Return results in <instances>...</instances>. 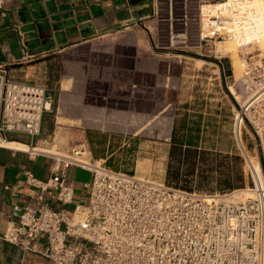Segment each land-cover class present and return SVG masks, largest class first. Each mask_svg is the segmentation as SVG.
I'll return each instance as SVG.
<instances>
[{"label": "built area", "instance_id": "built-area-1", "mask_svg": "<svg viewBox=\"0 0 264 264\" xmlns=\"http://www.w3.org/2000/svg\"><path fill=\"white\" fill-rule=\"evenodd\" d=\"M195 19L199 48L234 39L252 42L259 8L254 0H199ZM206 7H211L205 12ZM184 34L181 41L187 39ZM223 65V64H222ZM242 81L253 87L234 118V136L246 157L251 195L186 191L161 180L112 170L94 158L87 141L70 154L30 151L50 157L52 175L24 173L38 194L32 205H16L4 235L7 243L38 253L52 264H264V61L248 62ZM249 86V87H250ZM235 84L232 88H235ZM236 91V90H235ZM234 95V93H233ZM56 96L45 86L19 81L0 62V140L25 136L35 149L46 115L54 112ZM245 135L255 136L261 172L251 163ZM91 173L86 205L73 210L74 188L67 169ZM57 191L61 208L45 201ZM242 192V191H240ZM45 238L39 246V238Z\"/></svg>", "mask_w": 264, "mask_h": 264}, {"label": "crops", "instance_id": "crops-1", "mask_svg": "<svg viewBox=\"0 0 264 264\" xmlns=\"http://www.w3.org/2000/svg\"><path fill=\"white\" fill-rule=\"evenodd\" d=\"M199 11V0H0V62L17 80L45 86L48 94H58L62 100L54 119L50 114L45 116L35 149L46 152L38 146L49 147L60 132L67 135L68 144L72 131L84 132L88 143L90 133H96V141L103 139L95 142L96 160L112 170L152 176L147 170L144 173L148 159L142 156L141 140L105 129L104 110L95 103L105 100L106 90L117 83L119 94L122 85L125 89L128 85L124 104L132 106L136 114L147 115L156 109L155 115L169 111L181 115L177 104L183 97L182 87L174 96L173 85H184L190 68L186 66L189 61L179 59L174 52H188L190 49L184 48L190 41L199 42L195 21ZM183 34L187 37L184 45L178 43ZM159 85L163 88L161 107L154 103ZM144 100L148 104L144 105ZM60 118L69 122L61 123ZM144 129H135L136 134ZM167 131L163 128L161 134ZM7 142L30 147L25 136L9 135ZM30 151L0 146V264H52L38 253L25 252L1 238L14 207L35 203L38 191L27 184L24 173L32 171L43 180L52 175V159ZM166 157L158 175L164 182L170 149ZM67 172L74 202L65 209L73 210L89 201L85 184L90 182L91 173L75 166ZM56 195L57 191L50 189L45 201L58 209L62 206ZM37 244L44 246L45 238H39Z\"/></svg>", "mask_w": 264, "mask_h": 264}, {"label": "rangeland", "instance_id": "rangeland-1", "mask_svg": "<svg viewBox=\"0 0 264 264\" xmlns=\"http://www.w3.org/2000/svg\"><path fill=\"white\" fill-rule=\"evenodd\" d=\"M257 7L260 12H263L264 0H258ZM210 10L211 7L205 8V12ZM262 22L264 23V19H262ZM263 23L261 28H264ZM255 39L252 42L244 43L227 39L216 45L211 43L204 45L203 48H195L199 42L192 40L189 42L190 46L184 48L186 50L190 49L188 52H174L179 59L189 61L186 66L190 68L186 70V74L190 76L186 78L187 82L184 85H178L177 83L173 85L174 96L177 95L178 90L181 91L182 87L183 97L179 104L176 103L177 107L181 108V111H178L181 115L174 116L171 114L172 111L155 115L156 109L152 111L153 113L147 115L136 114L134 109H130L132 106L124 104L125 98L129 94L128 85H126V89L122 85L120 94L118 93L120 85L117 83L112 84L106 90V99L95 103L96 106H102L104 110L105 129L113 130L122 135L133 136L140 139L143 144L142 156L144 159H148L146 160L148 165L143 167L144 173L147 170L152 176L149 177L140 173L138 176L159 180L158 175L162 169V164L163 166L166 165L167 152L171 149L173 134L179 140L193 139L201 146L202 152L207 153V161H201L197 173L200 169L205 168L207 171L205 174L209 178L201 185L195 180L189 183L182 180L180 185L186 184L194 189L220 193V176L227 177L228 174L233 176L235 173L241 172L245 177L244 187L234 191H242L252 186V180L246 165V157L239 150L234 136V118L239 105H242L253 91L252 86L242 81L246 63L259 64L264 61V47L261 45L258 36ZM178 43L184 45L182 41ZM229 44H235L237 51L224 53L219 50ZM178 70L179 68H176L175 73ZM234 84L236 87L232 88ZM145 87L154 88L155 85H146ZM162 96L163 88L162 85H159L158 90H155L154 93V98L158 97V100L154 101L158 107L163 104L160 99ZM61 102L62 100L57 94L54 112L49 115L51 119H54L59 112ZM145 103L148 104L144 100L143 104L145 105ZM88 104V101H86L85 108ZM90 105L94 106L92 102ZM60 114L64 115L63 112ZM124 115L127 116V119H123ZM59 121L61 123L69 122L63 118H60ZM139 127L145 129L136 134L135 129H139ZM163 128L168 129V134H164V136L161 134ZM72 132L69 136V144L67 135L60 132L57 133L55 139L50 140L49 147L38 146V148L50 153L68 155L74 145L87 141L84 132ZM253 137L245 135L243 140L247 146L251 163L261 172L257 159L260 150L256 149L255 136ZM246 195L250 196L251 193H237V196L241 197Z\"/></svg>", "mask_w": 264, "mask_h": 264}, {"label": "trees", "instance_id": "trees-1", "mask_svg": "<svg viewBox=\"0 0 264 264\" xmlns=\"http://www.w3.org/2000/svg\"><path fill=\"white\" fill-rule=\"evenodd\" d=\"M229 70V69H228ZM231 73V71H229ZM96 133H90L89 143L94 157H97V152H95V142L101 143L102 140L96 141L93 135ZM115 137V136H114ZM120 138V137H119ZM172 146L170 149V159L168 165V175L166 183L174 188L186 190V191H197L204 193H215L216 191H203L200 189H194L188 185H180V181L185 182L197 181L199 185L203 184L209 177L206 169L202 168L198 171V166L201 161H207L206 154L200 152L196 147L195 143L191 139L179 140L173 135ZM194 143V144H193ZM132 149L131 151H133ZM239 159V158H236ZM109 167V165H107ZM109 168H112L111 166ZM128 173L134 174V172L129 171ZM220 193L232 192L236 189L244 187L245 177L241 172L235 173L233 176L228 174L227 177L220 176Z\"/></svg>", "mask_w": 264, "mask_h": 264}, {"label": "bare ground", "instance_id": "bare-ground-1", "mask_svg": "<svg viewBox=\"0 0 264 264\" xmlns=\"http://www.w3.org/2000/svg\"><path fill=\"white\" fill-rule=\"evenodd\" d=\"M255 6H258V0H254ZM263 10V9H262ZM262 19H264V10L263 12H258L256 14V16L254 17V22H255V27H254V36L258 38H260V41H261V45H263L264 47V28H261L262 26ZM264 24V23H263ZM261 29V30H260ZM260 32V33H259ZM260 35V36H259ZM264 49V48H263ZM221 52H236L237 51V47L235 44H229V45H226L222 48L219 49ZM0 146L2 147H9V148H13V149H18V150H26V151H30V147L28 148L26 145H23V144H20V143H16V142H5V141H1L0 140ZM37 151L36 149H31V151ZM43 151V150H42ZM40 152V151H39ZM138 175V174H137ZM141 177V176H139ZM241 191V190H240ZM240 191L236 192V193H239ZM242 192L244 193H251V191L249 190H242ZM248 195L244 196V197H247ZM238 198H242L241 196H238Z\"/></svg>", "mask_w": 264, "mask_h": 264}]
</instances>
